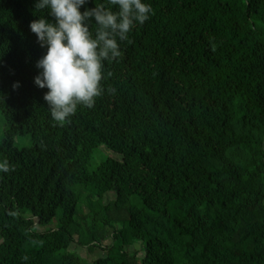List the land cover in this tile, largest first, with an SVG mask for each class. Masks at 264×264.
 <instances>
[{
  "label": "trees",
  "instance_id": "trees-1",
  "mask_svg": "<svg viewBox=\"0 0 264 264\" xmlns=\"http://www.w3.org/2000/svg\"><path fill=\"white\" fill-rule=\"evenodd\" d=\"M146 2L61 124L34 84L36 0H0V264H264V0Z\"/></svg>",
  "mask_w": 264,
  "mask_h": 264
},
{
  "label": "clouds",
  "instance_id": "clouds-1",
  "mask_svg": "<svg viewBox=\"0 0 264 264\" xmlns=\"http://www.w3.org/2000/svg\"><path fill=\"white\" fill-rule=\"evenodd\" d=\"M89 2L36 0L34 14L39 18L30 23L41 48L46 49L36 62L39 73L34 84L48 90L44 100L52 119L61 124L70 122L79 108L95 106L111 75L105 72V62L117 61L122 56V42L153 14L146 0H109L110 6L86 8ZM13 87L19 88V82ZM11 171L10 162L0 159V173Z\"/></svg>",
  "mask_w": 264,
  "mask_h": 264
},
{
  "label": "rangeland",
  "instance_id": "rangeland-1",
  "mask_svg": "<svg viewBox=\"0 0 264 264\" xmlns=\"http://www.w3.org/2000/svg\"><path fill=\"white\" fill-rule=\"evenodd\" d=\"M16 142H17L18 146H20V147H27V146H29L31 144V140L28 137L27 138H18L16 140ZM101 151H100V153L97 154V158L95 157V161L93 162L92 167H95L97 164H99V160H101L100 157H101V155H103ZM104 151L110 157L118 158L115 154L111 153L107 149H104ZM110 198L111 199H114L113 196H111ZM85 212H87L86 209H85ZM140 249H141L140 244H136L134 247H129L128 248V251L129 252L138 251L139 252V257H143L144 256V253ZM81 255L83 257H88L89 259H97V258H100V257L105 256L106 253L104 251L97 250L96 253L93 255V257H91V256H89V253H88V251L86 249H82L81 250Z\"/></svg>",
  "mask_w": 264,
  "mask_h": 264
}]
</instances>
